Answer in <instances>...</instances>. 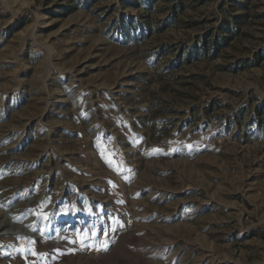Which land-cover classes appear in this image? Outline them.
I'll use <instances>...</instances> for the list:
<instances>
[{"label":"rangeland","instance_id":"1","mask_svg":"<svg viewBox=\"0 0 264 264\" xmlns=\"http://www.w3.org/2000/svg\"><path fill=\"white\" fill-rule=\"evenodd\" d=\"M0 264H264V0H0Z\"/></svg>","mask_w":264,"mask_h":264},{"label":"trees","instance_id":"2","mask_svg":"<svg viewBox=\"0 0 264 264\" xmlns=\"http://www.w3.org/2000/svg\"><path fill=\"white\" fill-rule=\"evenodd\" d=\"M216 44H217V45L220 44L219 41H217ZM218 48H219V47H217V50H218Z\"/></svg>","mask_w":264,"mask_h":264},{"label":"snow or ice","instance_id":"3","mask_svg":"<svg viewBox=\"0 0 264 264\" xmlns=\"http://www.w3.org/2000/svg\"><path fill=\"white\" fill-rule=\"evenodd\" d=\"M189 147H191L190 145H189ZM111 166V165H110Z\"/></svg>","mask_w":264,"mask_h":264}]
</instances>
